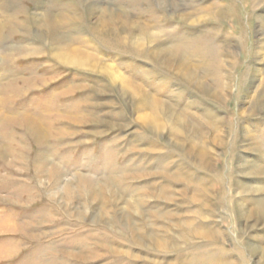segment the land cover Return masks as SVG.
Listing matches in <instances>:
<instances>
[{
	"label": "rangeland",
	"instance_id": "obj_1",
	"mask_svg": "<svg viewBox=\"0 0 264 264\" xmlns=\"http://www.w3.org/2000/svg\"><path fill=\"white\" fill-rule=\"evenodd\" d=\"M172 47L227 98L152 55ZM137 88L201 124L205 160ZM263 95L264 0H0V264H264Z\"/></svg>",
	"mask_w": 264,
	"mask_h": 264
},
{
	"label": "bare ground",
	"instance_id": "obj_2",
	"mask_svg": "<svg viewBox=\"0 0 264 264\" xmlns=\"http://www.w3.org/2000/svg\"><path fill=\"white\" fill-rule=\"evenodd\" d=\"M211 9H215V13L218 15H224V10L222 8H217V7H213L210 6ZM210 7H207L205 10H203V13L199 14V16L197 17H193L191 15H185L184 18L188 21H190V24H196V23H202L203 21H205L207 19V17H209L208 15H210L208 9ZM203 9V8H202ZM198 12V11H197ZM196 12V13H197ZM114 18V17H113ZM112 18V19H113ZM183 18V19H184ZM212 21V20H211ZM53 22V21H52ZM114 22V20H113ZM114 25V24H113ZM54 26V25H53ZM102 27V26H101ZM51 28V27H50ZM99 28V27H98ZM106 28V27H105ZM102 29V28H100ZM100 31V30H99ZM103 31V30H102ZM111 31V30H110ZM54 32V31H53ZM145 32V31H144ZM147 32V31H146ZM125 33V32H124ZM145 42V41H144ZM140 44V43H139ZM171 51L170 52H158L155 53L153 52L152 55L153 57L158 61V62H162V66H164L166 69H168L171 72H175L174 74H176L177 76H179L180 78H182L186 83H188V85L192 86L194 89L197 90V92L199 91V93H203L206 96H210L213 99H216L218 101H222L225 100L227 98V93L228 91V84L227 86H225L224 82H222V80L218 83L219 86H221V89H216L213 88V86H211L208 83V78L210 76H208L206 74V72L203 70L201 72V68L195 63L193 64L190 60V58L188 57H184L183 55H179L175 52V50H177L175 47L170 48ZM175 49V50H174ZM182 49V48H181ZM64 50V49H63ZM65 51V50H64ZM67 51V50H66ZM65 51V52H66ZM184 51V50H183ZM182 52V50H181ZM155 53V54H154ZM229 53V52H228ZM75 54V53H74ZM198 54V53H197ZM186 55V54H185ZM191 55V54H189ZM227 55V54H226ZM195 56V54H194ZM201 57V56H200ZM227 57V56H226ZM195 58V57H194ZM193 58V59H194ZM60 60H62L64 63H69L72 65H77V66H88V67H93L96 68L94 65H92V61L88 60H82L79 58V56H75L69 54V52L64 55V57L59 58ZM190 59V60H189ZM207 59V58H206ZM208 60V59H207ZM205 61V60H204ZM209 61V60H208ZM209 62H212L209 61ZM208 62V63H209ZM99 65V64H98ZM210 66V65H209ZM218 71L219 68L217 69ZM210 72V71H209ZM208 72V73H209ZM117 73V72H116ZM169 73V72H168ZM118 74V73H117ZM220 77V76H219ZM114 78L116 80L119 81V79L122 82V87H121V92L123 95H129L128 93L130 92L131 88L128 86L129 84L126 83V81L124 79H122L123 77H116L114 76ZM181 79V80H182ZM226 80V79H225ZM114 82V80H113ZM120 82V81H119ZM182 82V81H181ZM226 82V81H225ZM116 83V82H115ZM118 84V83H117ZM227 87V88H225ZM138 89V88H137ZM227 89V90H226ZM135 93V89H132ZM132 92V91H131ZM137 93H135V99L138 98L137 100V109L138 111H143V110H147L149 109L151 111V114L153 113V115L151 114H144L142 115L143 117H141V121L144 124V126H146L147 128L153 130L154 132H158L162 127V119H164V121H166V119H168V123L170 124V129H172L171 131H174V133H178L179 135L182 136V141H177V144H179V146L183 147V144H187L190 143L192 144L191 146H193L194 148L199 147L200 143H206V141L204 140L203 136H209L207 133H202L200 130L201 128V124H197V123H193L191 122L188 118L184 117L182 114L177 113L175 110H173V108L170 106H168L167 104L164 103H160L158 100L153 99L151 96L147 95L146 93H144L141 90H137ZM132 94V93H131ZM138 96V97H137ZM201 96V95H200ZM264 96V95H263ZM127 97V96H126ZM181 97V96H180ZM209 97V98H210ZM259 98V97H258ZM256 97V99H258ZM264 99V98H262ZM261 99V100H262ZM202 100V99H201ZM200 100V101H201ZM205 100V99H204ZM260 100V99H259ZM258 100V101H259ZM207 101V100H206ZM257 101V100H256ZM254 101V103L256 102ZM194 103V102H193ZM216 103V102H215ZM253 103V105H255ZM260 103V102H259ZM261 104V103H260ZM176 106V104H175ZM256 106H259L256 104ZM177 107V106H176ZM188 107V106H187ZM184 108V107H183ZM264 110V107H263ZM149 111V112H150ZM196 112V111H195ZM190 113V112H189ZM203 114V113H202ZM185 115V114H184ZM187 115V114H186ZM166 117V119H165ZM197 117V116H196ZM139 119V118H138ZM196 122V121H195ZM168 125V124H167ZM200 125V126H199ZM217 124L214 123L213 126L211 124V127L214 128L215 130L217 129ZM30 126V131L32 133V135L35 137L36 140L42 142L43 140H45V135L44 132L42 131L43 129L39 128L38 126L34 125V124H29ZM166 126V125H165ZM179 128V129H177ZM207 129V128H206ZM217 131V130H216ZM174 137V136H173ZM210 140V138H208ZM197 141H201L200 143H198ZM211 142H217L216 138H213V140H210ZM39 142V143H40ZM212 142V143H213ZM182 143V144H181ZM215 144V143H214ZM260 146V145H259ZM258 146V147H259ZM257 147V146H255ZM258 149V148H257ZM197 152L198 150L200 151V154L202 155L201 159L205 160L206 154L204 152H201V150L198 148L195 149ZM189 155H191L192 153H188ZM205 156V157H204ZM201 161V160H200ZM205 162V161H204ZM39 165V164H38ZM41 166V165H40ZM38 169V168H37ZM44 169V168H43ZM261 169V168H260ZM257 169L256 173H261L263 172V170L261 169ZM55 171V170H54ZM41 172V171H40ZM38 175V174H37ZM55 179V178H54ZM54 181V180H53ZM85 183V182H84ZM83 183V185H85ZM92 188V187H91ZM240 207V206H239ZM238 207V208H239ZM246 209V208H245ZM254 209V208H253ZM259 211L258 214H261L264 216V200L262 199L261 201L257 202V208L255 211ZM242 211V210H241ZM252 213V212H251ZM254 216V215H253ZM259 216V215H258ZM248 218V216H246ZM251 217V216H250ZM252 219V218H251ZM260 219V218H259ZM215 233V232H214ZM213 233V234H214ZM210 238V237H209ZM211 239V238H210ZM260 248V247H258ZM257 248V249H258ZM263 250V249H262ZM251 251V250H250ZM258 252V251H257ZM264 255V254H263ZM262 256V254H261Z\"/></svg>",
	"mask_w": 264,
	"mask_h": 264
}]
</instances>
